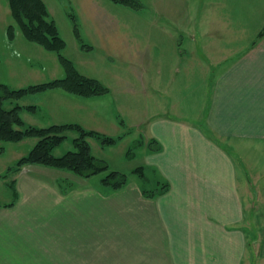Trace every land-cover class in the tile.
<instances>
[{"label": "crops", "instance_id": "crops-1", "mask_svg": "<svg viewBox=\"0 0 264 264\" xmlns=\"http://www.w3.org/2000/svg\"><path fill=\"white\" fill-rule=\"evenodd\" d=\"M205 1L185 0L179 8L182 0H155L157 11L149 30L167 36L156 41L140 38V10H133L126 16L137 26L105 25L86 43L73 9L70 17L78 24L76 41L82 52L105 51L106 60L138 67L142 73L136 85L120 78V93L137 98L150 93L153 98L150 111H142L136 102L141 119L136 128L131 126L145 144L155 141L160 146L157 151L139 149L144 159L140 166L152 180L146 179L147 172L145 179L136 174L113 191L101 183L78 185L70 171L39 164L0 177V203H12L0 208V264H242L247 240L241 225V182L247 194L249 185L240 178L247 176L246 168L255 176L264 173L256 165L261 157L264 161V36L252 44L264 27V0L255 7V33L244 47L209 39L214 33H241L233 30L238 22L233 0ZM225 4L233 9L235 21L223 14ZM48 12L55 21L49 8ZM213 19L215 30L209 27ZM208 66L216 71L209 86ZM145 67L151 68L149 91L144 86ZM112 92L105 95L112 98ZM28 96L34 108L21 111L25 124L117 128L106 109L90 102L94 97L55 89L19 100ZM181 98L184 106L179 109L176 100ZM25 154L19 152L4 164L0 175ZM163 182L169 184L164 194L145 195L144 190Z\"/></svg>", "mask_w": 264, "mask_h": 264}, {"label": "rangeland", "instance_id": "rangeland-1", "mask_svg": "<svg viewBox=\"0 0 264 264\" xmlns=\"http://www.w3.org/2000/svg\"><path fill=\"white\" fill-rule=\"evenodd\" d=\"M44 1L47 4L52 17L56 21L60 35L66 42V47L62 52L63 55L74 61V64L82 73L89 77L97 78L105 86H107L109 90L112 89V91H114V93L112 92V98L109 97V95H102L90 99V102L93 103V105L99 107L101 111L106 109L108 118H113L117 124V128L113 129L110 125L105 124L102 126H97V128H92L87 124L88 127L113 137L124 133L125 128L119 124V119L123 120L128 128H136V121L141 119V116L136 114L140 113V105L143 108L142 111H146L147 109L150 111V109L155 107L153 106V98L150 93L143 96L139 95V98H137V95L135 97L134 93H120V78H125V80L129 82L132 80V83H135L136 85V82H141V71L138 67H127L122 64H120L122 65L120 66L119 62L116 63L108 59L106 60L105 51L91 50L82 52L79 49L76 36L72 31L73 22L72 18L70 17V13H73L74 11V13L79 15L78 17L82 37L85 39L86 43H91L89 40L90 38L96 37V35L93 34V31L96 28L101 29L106 25L107 27L110 26L131 29L132 26H137L136 20L130 19L128 16H126L127 13L133 10L126 6L114 3L111 0ZM139 1L142 4V8L139 9L141 19L137 21L138 26L144 29L143 35H140V38H150L154 41H156L158 37L167 38L166 35L162 36L161 33L157 32V29L152 31L149 30L151 28L150 26H152V16L155 10L157 11L154 3L155 0ZM184 1L185 0H182V3L177 4L179 8L182 7ZM203 1L206 2L205 0ZM260 1L261 0H233L234 4L230 5L233 6L234 12H236V16L238 17V22L236 20V27L233 30L234 32H237V29L239 28L241 33H239V35L233 33H224L223 35L214 33L209 36V39L213 40V42H239L240 46L243 47L248 45L255 33L257 19L254 20L253 18H255V7H258ZM221 10L226 17L235 21V15L232 12L233 9H230L228 4H225V7H223ZM262 11L263 10H261L260 13H262ZM111 18L115 21H113ZM158 21L159 20H157L156 23H158ZM213 22V24H209V27L212 29L216 27L215 19H213ZM229 22H224L223 25L229 26ZM10 25L13 27L14 33V37L11 40L8 39V27ZM175 40L177 45L178 38L175 37ZM173 41L174 40L171 39V42ZM9 46L11 47L8 48ZM113 50L110 49L109 52H112ZM121 52L119 51L118 53L120 54ZM123 53L126 54L125 49L123 50ZM54 68L58 70V73L55 74ZM213 69H215V67L212 66H208L206 69L208 86L212 81V77H214L216 73V71ZM144 70V86L148 87L145 89L149 91L152 82L150 73L151 68L145 67ZM63 75L64 69L59 61L58 56L55 53L46 51L39 45L28 41L24 37L19 24L13 19L11 15L8 0H0V82L12 88H20L34 83L55 79L57 77L59 78ZM181 85L184 84L181 83ZM177 86H180V83H177ZM194 88L195 85L193 84L192 90ZM127 94H129V96L126 97ZM32 98V96H28L18 101L6 100L3 106L6 109H9L16 103L25 105L32 104L34 103V99ZM166 100L167 98L164 97L161 102L164 104L166 103ZM183 101L184 98L176 100L177 108H183ZM136 102L140 104L138 110H136ZM185 102L188 103V99H185ZM21 116L24 120L26 119L25 111L21 113ZM210 132L212 133L213 131L210 130ZM213 134L215 136V132H213ZM77 135L78 134L75 131H68L67 138L63 141V143L53 150V154L56 156H61L67 151L75 150L72 139ZM125 136L126 137H123L116 144L104 147L100 146L95 138H89L88 142L92 155L106 162L108 169L102 173L88 178L80 177L70 172L69 174L72 175V181L76 180L78 185L93 184L94 186H98L101 178L111 171L125 172L129 174L130 178H136L137 175L135 173L132 174L130 171L144 164V159L142 158L139 149L132 150L133 154L130 156V149L135 141L140 139L142 142L145 141L140 138L137 133H133V130ZM219 137L220 136L217 135L218 139ZM35 141L36 139L30 138L20 143H0V146L5 145V149H3V151L1 150L2 154H0V168L3 167L4 164L12 162L19 152L28 153ZM148 144L150 143L147 142L146 146H148ZM229 147H231V145H229ZM261 160H263V157H261L256 162V165L263 169L264 161L261 162ZM143 169L145 174L146 172L149 173V177L146 179L151 181V173L147 171L145 167H143ZM246 171L248 173L247 176L243 177V179L240 178V180L245 182V185H249V194H247V188L246 186L244 187V184L241 182V225H243V230L246 236L245 239L247 240L246 250H242L243 258L241 261L242 264H264V173L260 175L257 174V176H255L256 174L254 170L250 171L248 168H246ZM243 172H245V169L241 170V173ZM243 191L246 195L243 193Z\"/></svg>", "mask_w": 264, "mask_h": 264}, {"label": "trees", "instance_id": "trees-1", "mask_svg": "<svg viewBox=\"0 0 264 264\" xmlns=\"http://www.w3.org/2000/svg\"><path fill=\"white\" fill-rule=\"evenodd\" d=\"M114 3L126 6L132 10H139L142 4L139 0H111ZM9 8L13 19L19 24L24 37L46 51L55 53L64 69V76L48 81L35 83L26 87L12 88L0 83V141L1 142H21L28 138L36 139L32 148L25 155L16 160L13 165L7 168L5 174L0 177H7L10 173L20 170L28 164H39L50 168L67 170L80 177L88 178L102 173L108 169V165L101 159L92 155L89 138H95L100 146H111L121 140L133 129L128 128L123 120L119 119V124L125 128L124 133L118 136H110L93 129H87L78 123L51 124L45 127L25 124L21 118L23 109L31 110L32 105L22 106L15 104L6 109L3 104L6 100L17 101L24 96L45 92L48 90H62L71 95L80 97L102 96L109 92V88L100 80L82 74L74 63L63 55L66 42L59 33L56 22L49 16L48 8L43 0H8ZM73 22V33L79 38V27L76 19L71 15ZM264 36V27L257 34L252 44H255ZM14 37L13 27H8V38ZM83 49L90 47L81 44ZM68 131L77 132V136L72 139L75 150L67 151L61 156L53 154V150L67 138ZM137 142V143H135ZM130 149L138 150L146 147L141 139L135 141ZM149 150L157 151L159 144L150 141ZM0 147V151H1ZM131 173L137 174L140 178H145L142 166L134 168ZM129 174L121 171H111L101 178L100 183L104 187L115 190L123 188L128 180ZM169 188L167 182L160 183L158 188L144 190L145 195L155 196L164 194ZM10 204L0 203L1 207Z\"/></svg>", "mask_w": 264, "mask_h": 264}]
</instances>
